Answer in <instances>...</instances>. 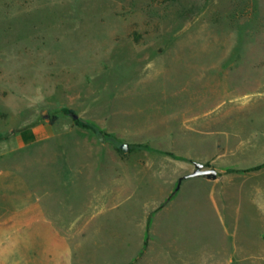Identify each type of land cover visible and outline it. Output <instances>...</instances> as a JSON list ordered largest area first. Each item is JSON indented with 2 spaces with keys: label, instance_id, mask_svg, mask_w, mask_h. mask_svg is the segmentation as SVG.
Instances as JSON below:
<instances>
[{
  "label": "rangeland",
  "instance_id": "1",
  "mask_svg": "<svg viewBox=\"0 0 264 264\" xmlns=\"http://www.w3.org/2000/svg\"><path fill=\"white\" fill-rule=\"evenodd\" d=\"M38 194L74 264H264V0H0V211Z\"/></svg>",
  "mask_w": 264,
  "mask_h": 264
},
{
  "label": "crops",
  "instance_id": "2",
  "mask_svg": "<svg viewBox=\"0 0 264 264\" xmlns=\"http://www.w3.org/2000/svg\"><path fill=\"white\" fill-rule=\"evenodd\" d=\"M26 187L29 195L36 193ZM36 197L37 203L0 211V264H74L73 237L81 228L73 222L60 227L46 221L40 205L42 196Z\"/></svg>",
  "mask_w": 264,
  "mask_h": 264
},
{
  "label": "water",
  "instance_id": "3",
  "mask_svg": "<svg viewBox=\"0 0 264 264\" xmlns=\"http://www.w3.org/2000/svg\"><path fill=\"white\" fill-rule=\"evenodd\" d=\"M100 139L103 140L102 135H100ZM121 149L123 151L127 152L129 150V145L124 143V144H122ZM193 163L195 165V170L192 173L184 175L179 179V183H178V187L176 189V192L179 191L182 182L186 179H189V178L207 177V178L213 179V180L217 179L218 171L216 169L206 168L205 164L201 163V162L194 161Z\"/></svg>",
  "mask_w": 264,
  "mask_h": 264
},
{
  "label": "trees",
  "instance_id": "4",
  "mask_svg": "<svg viewBox=\"0 0 264 264\" xmlns=\"http://www.w3.org/2000/svg\"><path fill=\"white\" fill-rule=\"evenodd\" d=\"M65 112H66L67 114H75V112H74L73 110H68V109H66ZM75 122H76V124H77L78 126H80V127H82V128L92 129V126H91V125L86 124V123H84L83 121H81V120H79V119H76ZM228 172L233 173V172H237V170H236V169H230V170H228Z\"/></svg>",
  "mask_w": 264,
  "mask_h": 264
}]
</instances>
